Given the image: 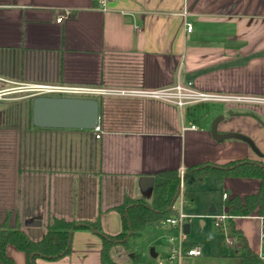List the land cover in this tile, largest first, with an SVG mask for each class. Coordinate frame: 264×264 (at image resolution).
Wrapping results in <instances>:
<instances>
[{
	"label": "crops",
	"instance_id": "obj_1",
	"mask_svg": "<svg viewBox=\"0 0 264 264\" xmlns=\"http://www.w3.org/2000/svg\"><path fill=\"white\" fill-rule=\"evenodd\" d=\"M64 11L69 17L58 22ZM25 84L106 89L98 99L101 137L33 126V99L16 98ZM178 86L186 89L183 105L175 99ZM218 116L220 134L245 135L259 153L239 139L216 140ZM233 162L264 164V0H114L106 11L96 0H0V228L7 223L40 241L53 217L99 219L103 232L117 235V208L127 198L150 204L156 174ZM207 179L221 192L215 208L262 186L243 175ZM192 184L194 199L179 197L182 211L206 226L212 206L195 214ZM256 216L233 221L260 254L264 241L261 234L252 240L249 227L261 231ZM231 239L220 241L234 252L221 248L213 258L202 253L182 264H241V243ZM103 245L97 232L77 230L68 255L37 264H103ZM123 247L110 249L113 262L121 264ZM7 255L27 263L14 246Z\"/></svg>",
	"mask_w": 264,
	"mask_h": 264
},
{
	"label": "trees",
	"instance_id": "obj_2",
	"mask_svg": "<svg viewBox=\"0 0 264 264\" xmlns=\"http://www.w3.org/2000/svg\"><path fill=\"white\" fill-rule=\"evenodd\" d=\"M203 166L202 168L189 169L184 174V181L186 182L194 176L201 182L212 177L221 183L225 177L231 175L256 177L261 180L262 186L258 194L249 195L244 200L235 197L222 202L216 208L217 211L226 212L231 217L229 219L231 233L241 243L242 252L239 255L241 264H264V259L258 252L249 247L245 236L236 230L233 221L234 217H249L254 213L259 216L264 213V164L233 162L223 167L211 164ZM239 169H242V171L238 172ZM181 180L182 176L178 170L160 172L153 178V198L150 204L144 200L127 198L117 208L122 221V231L117 235H109L103 232L99 219L95 222H74L53 217L50 220L45 237L40 241H33L24 231L10 227L6 223L0 228V261L3 264H15L14 260L7 255L9 245L26 254V264H37L39 258L50 261L58 260L71 252L72 238L75 231L92 230L103 238V264H117L113 262L110 256V249L114 246L113 240L127 236V241H129L140 236L146 228L163 226L166 219L178 215L174 205L181 195ZM194 197L195 192L188 190L185 199L192 201ZM219 232L221 241H224L221 228H219ZM134 260L137 261L138 258L134 257Z\"/></svg>",
	"mask_w": 264,
	"mask_h": 264
},
{
	"label": "rangeland",
	"instance_id": "obj_3",
	"mask_svg": "<svg viewBox=\"0 0 264 264\" xmlns=\"http://www.w3.org/2000/svg\"><path fill=\"white\" fill-rule=\"evenodd\" d=\"M20 95L22 96L16 97L19 101L34 99V97L31 96V93L28 92L21 93ZM202 167L204 166L202 165L197 168ZM195 180L196 178L193 176L185 182L184 176L182 177L180 197H184L185 200V195L188 192L191 183L194 181V184H192L193 188L191 189L196 191V199L193 205L195 214H205L207 209L221 200V192L212 188V179H207L204 183ZM176 205V210L178 209L180 212L183 209L181 207V199L178 200ZM185 211L193 212L192 210L187 209ZM200 219L202 218L194 216L187 220V223L190 225V231L188 234L184 233L181 226L174 228L168 225H163L148 227L140 236L132 238L129 241H127V236L115 239L113 240V245L124 246V251H121L119 255H117L116 261L121 264H182L185 258L181 262L171 258V248L168 242V239L171 238L177 239V244L182 240L185 247L201 246L203 257L208 259L213 258L220 253L221 248L224 249L225 253L234 252L236 250L234 247L235 245L229 247L228 245L222 244L219 239V229L215 220L206 218L207 225L203 226L200 223ZM249 227L251 239L254 241L258 240L261 231L258 228L256 229L253 224ZM221 230L224 234V239H231V237H233L229 227V220L228 223L227 221L224 222ZM153 251L156 254L155 257L152 255ZM132 254L138 258L137 261L134 260ZM111 259L114 260L112 256Z\"/></svg>",
	"mask_w": 264,
	"mask_h": 264
},
{
	"label": "water",
	"instance_id": "obj_4",
	"mask_svg": "<svg viewBox=\"0 0 264 264\" xmlns=\"http://www.w3.org/2000/svg\"><path fill=\"white\" fill-rule=\"evenodd\" d=\"M99 120L100 102L96 98L36 96L32 101V124L37 128L95 130ZM222 120L223 116H218L212 123L211 131L216 140L239 139L259 153L253 141L245 135L235 132L220 134L218 125ZM150 186H153V180ZM216 211L215 206L209 209L210 214ZM183 231L189 233L188 223L183 226ZM152 255L156 256L153 252Z\"/></svg>",
	"mask_w": 264,
	"mask_h": 264
},
{
	"label": "built area",
	"instance_id": "obj_5",
	"mask_svg": "<svg viewBox=\"0 0 264 264\" xmlns=\"http://www.w3.org/2000/svg\"><path fill=\"white\" fill-rule=\"evenodd\" d=\"M98 2V7L100 10L106 11L107 6L110 2L114 0H96ZM69 11H64L58 18V22H63L69 17ZM189 13L187 11L183 12V16L186 19ZM185 26L188 31L192 30V24L190 22H185ZM190 85V83H189ZM19 91L31 93V96H52V97H78V98H99L102 95L108 94L106 89L99 87H89L82 85H72V84H25L19 88ZM175 99L177 104L183 105L187 98L186 89L182 86H178L176 89ZM195 126H191L190 129H195ZM188 129V128H184ZM96 138L101 137V129L98 126L95 130ZM181 176H184L183 170L181 171ZM183 198V197H181ZM223 198L226 200L228 195L225 193ZM195 215L187 214L182 210L174 218L166 219L165 225L170 227L183 226L187 223V220ZM210 218L216 221V225L221 228L224 222L229 220L231 217L226 213L222 212L220 214H211ZM261 223V241H264V214L256 216ZM171 248V258L181 262L184 258L191 257L196 258L202 256V248L200 246H195L192 248H186L182 240L177 244V239H168ZM229 244H234L232 239H227ZM260 256L264 259V252L260 253Z\"/></svg>",
	"mask_w": 264,
	"mask_h": 264
}]
</instances>
